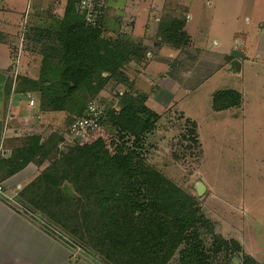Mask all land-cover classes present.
Wrapping results in <instances>:
<instances>
[{"label": "rangeland", "instance_id": "1", "mask_svg": "<svg viewBox=\"0 0 264 264\" xmlns=\"http://www.w3.org/2000/svg\"><path fill=\"white\" fill-rule=\"evenodd\" d=\"M184 17L180 9L169 10L165 20L162 19V31L165 27L171 28L174 22H181ZM61 21H43L28 34V44L35 52H47L55 56L57 62L62 58L61 48L55 49ZM101 30L103 33L104 27ZM124 32L120 30L115 35L105 34L102 37L113 43L111 48L119 43H123L121 46L124 43L131 45L128 48L131 56L115 67L111 66V71L95 68L92 79L69 95L65 110H59L62 112L61 124L57 126L56 132H52L56 135H50L51 142L48 144L52 148L48 150L45 159L50 163L47 169L58 164L51 169L52 173L55 172V177L61 176L64 168L68 167L67 177L58 188L42 182V179L36 190L31 186L23 197L32 198L36 205L43 207L44 213L32 205L31 212H40L46 226L57 238L70 244V251L75 252L72 255L74 259L86 260L91 264H110L97 249L87 243V232L78 228L80 222L77 223V214H82L84 208L81 205L78 208L71 205L63 209L62 198L70 195L74 198V203L79 198L77 190L85 178L92 175L94 181L114 199L116 211L121 212L143 174L148 170H156L196 199L203 213L208 212L210 217H206L213 225L217 221L221 229H234L235 233L244 237V240H236L237 245L220 244V239L210 232V227L200 223L197 226L199 238L193 239L192 234H189L167 264H182L181 259L187 247L194 251L192 259L195 264H244L243 243L245 219L249 213L248 202L256 196L254 207L257 210L262 208L263 203L264 169L255 161L260 158L264 160L261 143L264 134V91L258 94L263 97L262 102L255 104L253 99L251 115L238 119L228 116L212 118L211 92L229 86L232 81L227 76H221L200 86L201 80L212 68L211 59L189 43L165 42L163 37L167 33L160 38L157 28L138 40L131 34L132 27L124 29ZM167 36L171 37L169 33ZM172 44L177 46L178 54L174 52L171 57L166 54L164 59L158 61V69H150L148 64L156 55L157 46ZM54 75L49 77L54 78ZM51 83L53 82H48L52 85ZM246 85H250L249 80ZM255 85H251L252 90H255ZM192 92L195 93L191 94ZM256 95L255 92L250 96L255 98ZM131 99L141 101L142 105L160 115L153 129L139 136L132 135L131 127L123 130L112 121L113 112L119 113L132 103ZM89 102L102 109L105 115L100 128L89 133L86 139L66 140L65 134L69 132V126L76 117L82 115L81 112H84ZM140 116L147 119L150 115L141 112ZM188 116L201 122V139L198 123L187 118ZM255 135L261 138L254 151L250 143L256 138ZM60 137L63 138L62 141ZM97 139L104 140L114 154L121 150L128 161V167L109 176L101 175L87 157L89 146ZM8 167L5 166V169ZM2 169L1 167L0 177L5 176ZM73 209L78 210V213L72 215ZM49 215L66 222L73 232ZM82 233L85 240H82Z\"/></svg>", "mask_w": 264, "mask_h": 264}, {"label": "crops", "instance_id": "2", "mask_svg": "<svg viewBox=\"0 0 264 264\" xmlns=\"http://www.w3.org/2000/svg\"><path fill=\"white\" fill-rule=\"evenodd\" d=\"M67 5L68 0H0V160L13 157L29 137L40 136L41 142H45L61 124L62 110L42 109L41 93L29 90L23 79L39 80L43 64V55L28 44V34L43 21H61ZM174 9L182 10L185 17L174 22L182 28L174 38H168L172 28L165 27L162 31L163 22L169 10ZM103 27L102 36L115 35L120 30L125 33L124 29L132 27L131 34L136 40L157 28L160 38L167 33L163 37L167 43L183 41L200 49L213 62L200 86L221 76L232 81L229 86L211 92L212 118H244L251 115L253 99L255 104L263 101L258 94L264 91V0H109ZM157 48L148 64L150 69H158V61L166 54L171 57L179 52L173 44ZM247 80L250 85H246ZM253 83L256 91L252 90ZM220 90L239 92L240 104L215 110L213 97ZM255 92L257 95L252 98L250 95ZM187 118L198 123L201 139V122ZM255 137L250 143L254 151L261 138ZM262 137L264 152V134ZM260 159L255 162L264 169V160ZM49 164L46 159L42 163L32 161L0 180L14 199L0 197V264H91L74 259L70 244L58 239L46 226L43 215L31 212L32 205L23 197L27 189L58 165L47 169ZM256 198L248 202L242 243L246 254L264 264V181L262 208L258 210L254 207ZM205 215L210 217L208 212ZM214 226L224 238L244 240L234 229H221L217 221Z\"/></svg>", "mask_w": 264, "mask_h": 264}, {"label": "trees", "instance_id": "3", "mask_svg": "<svg viewBox=\"0 0 264 264\" xmlns=\"http://www.w3.org/2000/svg\"><path fill=\"white\" fill-rule=\"evenodd\" d=\"M76 1L68 0L66 13L56 38L58 45L55 49L61 48L62 62H57L56 57L47 52H41L43 64L40 79H23L29 90L41 93V107L44 110H65L66 99L92 79L95 68L111 71V66L115 67L131 56L128 49L132 47L131 45L124 43V46H121L123 43H119L111 48L113 43L102 37L101 28L87 26L76 12ZM171 28L170 34L174 38L182 25L173 23ZM51 49L54 50L53 47ZM102 49L105 51L103 54ZM53 74L54 78H50L49 75ZM48 82L53 83L50 85ZM131 100L132 103L126 105L119 113L113 112V123L123 130L131 127L132 135L139 136L151 131L160 115L142 105L141 101ZM241 100V94L235 90H220L214 94L213 106L215 110H223L240 104ZM141 112H147L150 116L143 119L140 116ZM137 127L139 130H135ZM51 136L45 142H41L40 136L29 137L26 145L17 148L13 157L0 160V169L3 168L5 176L20 171L29 162L42 163L48 150L52 148L48 144L51 142ZM60 138L62 141L63 138ZM87 157L91 165L104 176H109L129 165L121 150L112 153L102 139H97L89 146ZM5 166H9L7 170ZM68 172V167H65L61 176L55 177V172L50 171L44 175L42 182L58 188ZM5 176L2 175L0 180ZM39 183L34 184L32 189L36 190ZM137 186L121 212L116 211L114 199L94 181L92 175L87 176L77 190L79 198L74 203H72L74 198L70 195L62 198L63 209L71 205L77 208L81 205L84 208L83 213L79 215L76 212L78 210L73 209L72 215L77 214V223L80 222L78 228L84 230V233L87 232L89 238L87 243L93 249H97L108 263L167 264L180 245L188 239L189 234H192L193 239L199 238L197 226L200 223L210 227V232L220 239V244H238L236 240L226 239L217 233L215 226L203 213L199 202L163 177L160 172L146 171ZM24 199L40 212L43 210V207L36 205L32 198ZM49 216L64 224L69 230L72 229L66 222L57 219L58 217ZM84 233L82 240H85ZM78 236L81 238V235ZM193 255L194 251L187 247L181 259L182 264H195ZM244 258V264H260L246 253Z\"/></svg>", "mask_w": 264, "mask_h": 264}, {"label": "built area", "instance_id": "4", "mask_svg": "<svg viewBox=\"0 0 264 264\" xmlns=\"http://www.w3.org/2000/svg\"><path fill=\"white\" fill-rule=\"evenodd\" d=\"M108 1L109 0H77L75 9L87 26L102 29ZM31 104H34V100H31ZM103 116L102 109L94 103L89 102L83 114L80 117H76L69 126V132L65 134V139H86L89 133L100 128ZM0 197L9 201H14L2 181H0Z\"/></svg>", "mask_w": 264, "mask_h": 264}]
</instances>
